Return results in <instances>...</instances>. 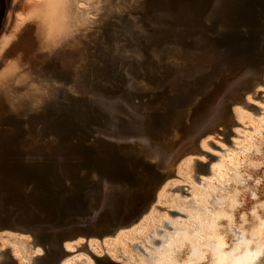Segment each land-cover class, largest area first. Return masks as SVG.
Instances as JSON below:
<instances>
[{"label":"water","instance_id":"obj_1","mask_svg":"<svg viewBox=\"0 0 264 264\" xmlns=\"http://www.w3.org/2000/svg\"><path fill=\"white\" fill-rule=\"evenodd\" d=\"M148 2L142 24L123 21L87 60L81 96L29 111L10 92L0 106V233L30 237L35 264H61L67 244L137 224L202 138L217 132L231 143L233 106L263 83L264 0ZM159 13L174 22L157 26ZM195 164L208 173V163ZM183 188L173 191L188 195Z\"/></svg>","mask_w":264,"mask_h":264},{"label":"rangeland","instance_id":"obj_2","mask_svg":"<svg viewBox=\"0 0 264 264\" xmlns=\"http://www.w3.org/2000/svg\"><path fill=\"white\" fill-rule=\"evenodd\" d=\"M50 1L13 0L11 4V0H0V78L11 70V66L17 62L16 57L22 55V52H18L15 56H8L10 44L3 48L4 41L16 39L14 25L32 27L39 47H36L34 52L42 54L44 59L53 55L52 47L47 42L49 37L45 32L46 27L43 26L42 19L40 20ZM32 18L37 21H32ZM28 69L27 63L18 66L17 70L21 73L15 78L13 85L26 83V79H21L31 71ZM32 69L39 71L37 66ZM37 78L39 81L43 80V83L53 81L47 74ZM41 84L31 81L25 85L26 89L16 94L32 92ZM258 92L263 93L258 96ZM257 96L259 98L255 99ZM248 105L258 107L259 111L247 109ZM232 114V125L229 129L234 135H227L231 143L223 142L224 134L217 132L202 138L198 151L189 152L176 164L174 176L159 190L156 201L148 213L132 227L120 231L113 237L105 238L103 241L106 242V250H102V253L113 255L121 264H130L129 261L123 260L124 257L131 259L132 264H212L218 244L216 242L225 249L220 251L222 256H226L225 252L228 253L242 243L240 241L242 237H245L244 242L253 248L255 246L253 242L257 244L256 236H259L261 243L259 245L264 247V78L262 84L246 94L242 102L233 106ZM210 143L219 149H214ZM208 154L216 158L210 159ZM195 161L208 163L205 169L211 173L196 172ZM195 177H199L200 181L197 182ZM181 186L188 195L182 194L181 191H172ZM158 207L164 210L161 211ZM168 211H177L190 217H172L168 215ZM151 217V221H154L151 227L140 228L143 223H148ZM162 220L179 228L178 234L161 227ZM157 228L167 231V234H164L168 235L170 247L145 242L147 235L155 232ZM123 233H137L139 237L129 236L119 240ZM153 236L156 239L164 237L156 233H153ZM31 241L28 236L0 233V253L9 249V254L16 264H32V258L37 256L40 250L33 248ZM96 241L98 240L89 242ZM126 241L130 244L141 243L145 251L153 257H145L135 252ZM82 242L84 241L67 244V249L74 252L76 249L73 246ZM242 246L239 245V248ZM80 258L78 254L69 255L61 264H76V260ZM89 262L94 263L93 260ZM259 264H264V255Z\"/></svg>","mask_w":264,"mask_h":264},{"label":"bare ground","instance_id":"obj_3","mask_svg":"<svg viewBox=\"0 0 264 264\" xmlns=\"http://www.w3.org/2000/svg\"><path fill=\"white\" fill-rule=\"evenodd\" d=\"M12 3H13V0H11V4ZM114 3H116V2H114ZM148 4H149L148 0H137V1L133 0V1L128 2V5H127V3L126 4H117L116 3V5H114L111 8L107 7L108 9H106V10L104 9L105 11H103L104 13L100 17L99 22L94 27H92L91 30L86 32L83 37H81L78 40V46L77 47L70 48L66 52L65 55H62V56L60 55V56H56V57L51 56L50 58H47V59H44L42 54H40L38 52L36 53V51L34 52V49L36 47L39 48L37 40L35 39V37L33 35L34 29L30 26L24 28V27H22V24L14 25V27H15L14 35L16 36V39L15 40L11 39V41H4L3 42V44H4L3 48L7 47V45L10 44V48H9V50H7L8 56H15L18 52H22V55L16 57L17 62L11 66L10 71H12V69L16 70L17 66H19V65L21 66L22 64L24 65V63L25 64L27 63L29 65L28 70L31 69V71H29V73L33 72V74H34L33 75V79L35 80L34 82L42 83V84L40 85V87L32 90V92H26V93H22V94H16V93L22 91V89H20V88H23V85L21 87L20 86L17 87V86L13 85V86H10L3 91H0V106L4 103L5 97L7 95H10V92L12 93V95L9 96L11 98V100L18 103L20 108H22L21 105L26 102V104H27L26 108L29 111H34V110L38 109L40 106H42L45 102H49V101H53V100L57 99V96L63 97V98H65L69 94H74L78 97L81 96V94L84 92L83 89H84L85 84H86L85 78H87L88 76L90 77L92 75V66L89 63L86 64V62H88L91 59H94V56H92V55H94V54L98 55L99 54V52L101 51L100 47L103 45V42L105 41L106 37H110L113 35V32L119 31L120 30L119 26H121L123 21H124V23H130L131 27H136V28L138 25H133L134 22H137V20H138L140 22L139 25L142 24L141 20H139V17H140L139 14L140 13L146 14L145 6L146 5L148 6ZM16 8H18V7H16ZM16 8L14 7V9H16ZM148 18L149 17H146L145 19L152 21V19H150V18L148 19ZM140 19H141V17H140ZM166 19L167 20L169 19L173 22L175 20L172 17V15H170L169 13H167V14L166 13H159L156 17L153 18V20L155 21V24L157 26L159 24H160L159 26L164 25V22L166 21ZM128 28L130 29V27H128ZM128 28H126V26L123 25V28L121 27V30H123L125 33V32H128L127 31ZM140 32L145 33L143 28L140 30ZM36 66L39 67V71H33L32 68H34ZM10 71H8V72H10ZM42 74H47L49 77H52L53 81L43 83V80H40V81L37 80L38 79L37 77H40ZM43 90H46V91L43 92ZM22 101H25V102L20 103ZM212 145H214V144H212ZM196 169H197V167H196ZM212 172H214V171H212ZM209 173H211V172H208V174ZM199 181H200V179H199ZM177 188H180V187H177ZM193 206H192V208H193ZM216 207H217V205L215 206V208ZM169 212H177V211H168V215H169ZM185 216L190 217L187 214ZM166 224L168 226L172 227V230H168L165 227ZM161 227H164L168 231L175 232L173 234H178V232L180 231L179 228H176L175 226H173L170 222H168L166 220L161 221ZM159 228L155 229V232L153 231L152 233L148 234L147 239H146L147 241H145V242H148V243L154 245L153 241L159 240L160 244H158V245L164 246L166 248L170 247L171 243L168 241V235L164 234L167 231L164 232L163 230H161ZM205 230H207V229H205ZM159 231H162L161 234L164 237H162L161 239H156L153 236V233L161 235L158 233ZM238 231H236V232H238ZM256 237H257L258 242H256L257 244H255V242H253L255 245L253 248L250 245H248L249 243L244 242V241H246L245 237H242V238L239 237V238H241L240 241L242 243H239L238 245L233 247V249L231 248L232 250L228 251V253L225 252L226 256H222L221 252L225 251V249H223L222 245H220L219 242H216L218 244H217L215 252H214V257L212 258V261H211L212 264H259L260 260L263 258V255H264V247L259 245V243H260L259 236H256ZM253 240H254V237H253ZM148 243L146 244V246L148 245ZM239 245H243L242 248H239ZM129 246L131 247L132 250H134L135 252L141 253V254H143V253L140 252L139 248H143L145 250V247L142 246L141 243L129 244ZM67 248L68 247L66 245L65 250L69 251ZM69 252H72V251H69ZM146 253L148 254V256H145L143 254L145 257H149V258L153 257L147 251H146ZM215 253H216V255H215ZM9 257H11L9 254V249H6L5 251L1 252L0 253V264H6ZM110 260L116 261L115 259H110ZM123 260L129 261V263L132 264L131 259H129V258L124 257ZM94 263H92V264H94ZM32 264H35V263L32 261Z\"/></svg>","mask_w":264,"mask_h":264},{"label":"flooded vegetation","instance_id":"obj_4","mask_svg":"<svg viewBox=\"0 0 264 264\" xmlns=\"http://www.w3.org/2000/svg\"><path fill=\"white\" fill-rule=\"evenodd\" d=\"M133 1V0H130ZM129 0H51L48 9H45V13L41 16L43 26L46 27L45 32L47 33L48 44L52 47L53 55L52 57L65 55L70 48H75L78 46V40L84 36L86 32L92 29L98 22L100 17L103 15V11L108 8L113 7L117 4L128 5ZM137 1V0H135ZM116 2V3H114ZM108 7V8H107ZM51 8V9H50ZM50 9V10H49ZM105 9V10H104ZM49 10V11H48ZM49 13V14H48ZM31 21V19H29ZM27 20V22H30ZM32 21H37V19L32 18ZM24 28L28 26H22ZM20 66V65H19ZM18 68V66H17ZM21 72L16 70L5 73L4 77L0 78V91L13 86V81ZM33 72L28 73L23 76L21 80H27L23 84H29L33 79ZM18 88V89H19ZM14 93V92H13ZM213 144V143H212ZM159 210H164V208L158 207ZM152 217L149 219L148 223H143L140 228L151 227L154 221H151ZM132 227V226H131ZM130 228V227H129ZM132 236L139 237L137 233H123L119 236V240L125 239L126 237ZM129 245L130 243L126 241ZM75 251L70 252L71 255L78 254L81 256L80 259L76 260V264H90L89 260H99L102 258L106 259H116L113 255L109 253H102V250H106L105 241L96 242H82L74 245ZM120 250V248L118 249Z\"/></svg>","mask_w":264,"mask_h":264}]
</instances>
